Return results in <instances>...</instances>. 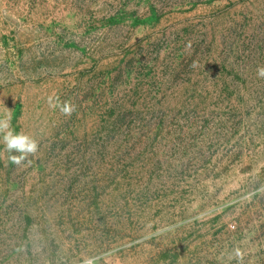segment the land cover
<instances>
[{
	"label": "rangeland",
	"instance_id": "374dc122",
	"mask_svg": "<svg viewBox=\"0 0 264 264\" xmlns=\"http://www.w3.org/2000/svg\"><path fill=\"white\" fill-rule=\"evenodd\" d=\"M260 65L264 0H0V118L39 144L0 140V264H264Z\"/></svg>",
	"mask_w": 264,
	"mask_h": 264
},
{
	"label": "clouds",
	"instance_id": "9594fccd",
	"mask_svg": "<svg viewBox=\"0 0 264 264\" xmlns=\"http://www.w3.org/2000/svg\"><path fill=\"white\" fill-rule=\"evenodd\" d=\"M195 65V62H194ZM257 77L264 79V65H260L256 70ZM48 104L51 108H58L59 111L67 117H71L73 112L76 110V106L68 101L61 103L58 97L54 95L48 97ZM11 115H6L0 118V140L4 145V151L11 154L8 159L11 163L20 166L25 161H28L30 156H35L39 149V144L30 135L24 133L23 131L17 132L11 126ZM30 163V161H28ZM235 258L238 261H243V254L239 249L234 252ZM99 257L96 256H86L83 258L82 264H97Z\"/></svg>",
	"mask_w": 264,
	"mask_h": 264
}]
</instances>
